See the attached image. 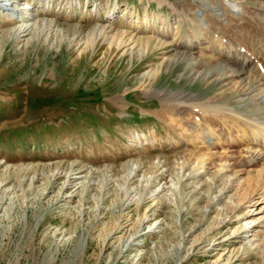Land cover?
<instances>
[{"label":"rangeland","instance_id":"obj_1","mask_svg":"<svg viewBox=\"0 0 264 264\" xmlns=\"http://www.w3.org/2000/svg\"><path fill=\"white\" fill-rule=\"evenodd\" d=\"M26 1L36 21L53 22L52 33L29 24L18 39L4 34L33 22L13 15ZM116 1L122 10L136 7L143 14L147 5L149 11L172 13L156 0H14L12 14L0 8V168H8L0 171V264L177 262L178 250L170 246L181 237L172 219L175 204L151 201L150 193L136 187L152 163L161 158L174 164L184 152L175 148L174 130L155 113L162 93L144 88L212 97L221 86L194 78L182 60L165 65L150 81L144 75L160 58L156 50L140 57L111 50L103 41L87 48L79 37L86 38ZM116 20L124 21V15ZM227 95L233 107L249 110L238 96ZM137 166L129 180L127 173ZM159 186L155 182L152 191ZM127 198L126 220L120 212ZM205 211L215 218L213 209ZM146 213L149 220L134 226ZM121 220L126 226L119 229ZM156 220L168 222L162 232L150 233L148 224ZM211 220L194 203L186 209L182 229L192 235L182 248V264H214L225 248L240 250L229 264H264V246H245L246 234L230 238L227 228L190 250ZM135 231L140 243L133 244Z\"/></svg>","mask_w":264,"mask_h":264},{"label":"bare ground","instance_id":"obj_2","mask_svg":"<svg viewBox=\"0 0 264 264\" xmlns=\"http://www.w3.org/2000/svg\"><path fill=\"white\" fill-rule=\"evenodd\" d=\"M0 1V8L12 14L14 0ZM156 1L161 8L168 4L172 13L149 11L151 8L147 5L143 14L136 7L122 10L116 1L109 15L99 20L86 38H79L84 39L87 48H97L103 41L111 50L132 56L143 57L158 51L160 58L151 63L144 75L150 81L160 75L165 65L182 60L194 78L218 81L221 88L220 94L203 97L185 90L159 91L145 86V92L162 93V108L155 113L174 130V135L178 136L175 148L184 153L174 164L161 158L152 163L144 171L142 187L136 189L150 193L151 201L165 199L169 207L175 204L172 219L181 237L178 241L171 240L170 246L172 251L178 250L176 264L185 260L182 248L192 235L191 232L184 234L182 229L186 209L191 203L203 209L207 220L211 218L205 209H213L215 218L205 229L208 233L193 240L190 250L201 248V244L211 241L226 228L230 238L245 233L242 238L245 246L262 249L264 126L259 130L255 126L264 120V0H249V3L244 0ZM29 9V1H26L13 15L18 14L17 18L24 21L31 18L33 22L4 34H14L18 39L21 29L25 30L29 24L39 26V33L52 31V21H36ZM120 13L124 15V21L119 22L116 17ZM79 29L81 34L83 28ZM228 92L238 96L241 99L238 104H246L249 110L233 107L228 101ZM233 146L238 147L236 153H233ZM137 168H130L129 180ZM0 171L7 172L8 168H0ZM3 182L4 179L0 180V191ZM155 182L160 186L153 192L151 188ZM130 190L126 188L127 192ZM127 199L120 212V218L126 220L130 215L129 211L124 212V206L129 207L131 202ZM143 216L134 226L140 227L149 220L147 213ZM164 223L156 220L148 224L150 233L162 232ZM125 226L121 220L118 228ZM209 233L213 236L209 237ZM131 235L133 244L135 240L140 243V233L135 231ZM239 252L234 248L219 250L214 264H229Z\"/></svg>","mask_w":264,"mask_h":264}]
</instances>
